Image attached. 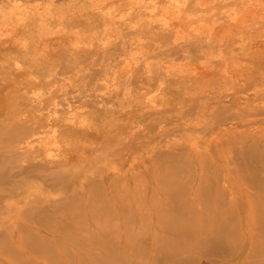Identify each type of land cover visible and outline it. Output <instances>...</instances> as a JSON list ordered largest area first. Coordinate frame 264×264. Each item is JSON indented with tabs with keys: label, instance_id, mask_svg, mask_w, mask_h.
Wrapping results in <instances>:
<instances>
[{
	"label": "rangeland",
	"instance_id": "obj_1",
	"mask_svg": "<svg viewBox=\"0 0 264 264\" xmlns=\"http://www.w3.org/2000/svg\"><path fill=\"white\" fill-rule=\"evenodd\" d=\"M13 1L0 0V264H166L153 259L164 224L182 235L205 219L235 226L237 248L193 243L182 264L253 263L256 214L236 203H252V167L264 176V0ZM32 116L40 130L20 146ZM174 168L220 197L172 208Z\"/></svg>",
	"mask_w": 264,
	"mask_h": 264
},
{
	"label": "bare ground",
	"instance_id": "obj_2",
	"mask_svg": "<svg viewBox=\"0 0 264 264\" xmlns=\"http://www.w3.org/2000/svg\"><path fill=\"white\" fill-rule=\"evenodd\" d=\"M12 1V0H11ZM10 2V1H9ZM15 2V0L13 1ZM11 3V2H10ZM4 7V6H3ZM50 7V6H49ZM48 7V8H49ZM17 8V7H16ZM46 8V6L44 7V9ZM48 10V9H47ZM62 10V9H61ZM35 11V10H33ZM40 11V10H39ZM60 11V10H59ZM59 11H56V12H59ZM27 12V11H26ZM24 13V14H27V13ZM31 12V11H30ZM45 12H48L49 11H46ZM55 12V14H56ZM68 12V11H66ZM60 13V12H59ZM67 14V13H66ZM110 14V13H109ZM64 15V14H63ZM110 15H113L112 18H114V14H110ZM109 15V16H110ZM47 16V15H46ZM54 16V15H53ZM108 16V15H107ZM25 17V15H24ZM63 17V16H62ZM65 17V16H64ZM63 17V19H64ZM67 17V16H66ZM65 17V18H66ZM111 17V16H110ZM32 18V17H31ZM44 18V17H43ZM121 18V17H120ZM111 19V18H110ZM116 19V18H115ZM20 21V18L18 19ZM42 20V18H41ZM44 20V19H43ZM60 20V19H59ZM29 21V19H28ZM63 21V20H62ZM21 22V21H20ZM27 22V21H26ZM47 22V21H46ZM45 22V23H46ZM41 23V22H40ZM39 23V24H40ZM43 23V22H42ZM41 23V25H42ZM111 23V22H110ZM21 24V23H19ZM22 24H25V22L23 21ZM168 24V23H167ZM105 25V24H104ZM106 26V25H105ZM21 27V26H20ZM39 27H41L39 25ZM111 27V26H110ZM170 27V26H169ZM23 28V26H22ZM48 28V27H46ZM103 28V27H102ZM105 28V27H104ZM118 29V28H117ZM42 30V29H41ZM45 30V29H44ZM48 30V29H47ZM106 30V29H105ZM104 30V31H105ZM43 31V30H42ZM49 31V30H48ZM108 31V30H107ZM106 31V32H107ZM18 32V31H17ZM16 32V33H17ZM47 31L45 30V34ZM50 32V31H49ZM48 32V33H49ZM109 32V31H108ZM121 32V31H120ZM15 33V34H16ZM24 33V32H23ZM44 33V32H43ZM35 34V33H34ZM111 34V32H110ZM17 35V34H16ZM44 35V34H43ZM15 36V35H14ZM45 36V35H44ZM110 36V35H109ZM18 37V36H17ZM47 37L48 34H47ZM46 37V38H47ZM19 38V37H18ZM42 38V37H41ZM11 39V38H10ZM52 39V38H51ZM13 40V39H12ZM15 40V39H14ZM18 40V39H17ZM43 41V40H42ZM48 41V40H47ZM52 41V40H51ZM9 42V41H8ZM17 43V41H15ZM15 42H13L14 44H16ZM145 42V41H144ZM10 43H11V40H10ZM39 43V41H38ZM31 44V42H30ZM17 45V44H16ZM24 45V44H23ZM22 45V46H23ZM36 45V43H35ZM39 45V44H38ZM42 45V43H41ZM48 45V44H47ZM26 46V45H25ZM10 47V46H9ZM24 47V46H23ZM22 47V48H23ZM38 47V46H37ZM48 47V46H47ZM3 48V47H2ZM12 49V48H11ZM25 49V47H24ZM40 49V48H39ZM3 50V49H2ZM143 50V49H142ZM12 51V50H10ZM37 52V50H36ZM35 52V53H36ZM70 52V51H69ZM68 52V53H69ZM38 53V52H37ZM67 53V54H68ZM131 54V53H130ZM135 55V54H134ZM66 58V57H65ZM129 60V59H128ZM60 61V60H59ZM75 62V61H74ZM78 65V64H76ZM126 65V64H125ZM180 65V64H179ZM187 65V64H186ZM185 65V66H186ZM70 66V65H69ZM72 66V65H71ZM226 66V65H225ZM147 67V66H146ZM169 67V66H168ZM175 67V66H174ZM189 67V66H187ZM195 67V65H194ZM78 68V66L76 67ZM173 68V67H172ZM177 68V67H176ZM178 69V68H177ZM197 69V68H196ZM195 69V70H196ZM213 69V68H212ZM211 69V70H212ZM198 70V69H197ZM204 70V69H203ZM88 71V70H86ZM175 71V70H174ZM201 71V70H200ZM205 71V70H204ZM77 72V70H76ZM193 72V71H192ZM195 73H199L198 72H195ZM196 74V75H197ZM203 75L205 73H202L200 72L198 75ZM195 75V74H194ZM200 75V76H201ZM207 75V74H205ZM215 75V74H214ZM230 75V74H229ZM150 79V78H149ZM96 82V81H95ZM161 85V84H160ZM50 87V86H49ZM65 89V88H64ZM94 89V88H93ZM92 89V90H93ZM51 90V89H50ZM155 90V89H154ZM155 93V91H154ZM153 93V94H154ZM156 94V93H155ZM32 95V94H31ZM34 95V94H33ZM154 96V95H153ZM33 97V96H32ZM36 98V97H35ZM32 100V99H31ZM66 102V101H65ZM154 103V102H153ZM152 103V104H153ZM189 105V104H187ZM38 106V105H37ZM22 107V106H21ZM20 107V108H21ZM41 107V105H40ZM145 110V109H144ZM7 112V111H6ZM21 114V112H20ZM41 116V115H40ZM19 118V117H18ZM39 118L35 117V116H32L31 117V121H32V124L28 125L27 127H24L23 131L19 134L18 137H16V141L18 144H20V146L22 145L23 147H29V144L32 142L33 139H35V134L38 133V131L40 130V127H41V124L39 123L40 121H38ZM50 119V118H49ZM200 120V119H199ZM198 120V121H199ZM228 121V120H227ZM49 122V121H48ZM84 122V121H83ZM82 122V123H83ZM80 123V124H82ZM213 123V122H212ZM85 124V123H84ZM83 124V125H84ZM211 125V124H210ZM215 125V124H214ZM213 126V125H212ZM49 127V126H48ZM223 127V126H222ZM263 127V126H262ZM47 131V127L44 129V131ZM136 130V129H135ZM209 131V130H208ZM217 132V131H216ZM227 132V131H226ZM44 133V132H43ZM34 135V136H33ZM129 135V134H128ZM219 135V134H218ZM40 136V135H39ZM95 137H97L95 135ZM212 137V136H211ZM214 138V137H213ZM221 138V136H220ZM47 139V138H46ZM45 139V140H46ZM47 141V140H46ZM217 141V140H215ZM226 141V140H225ZM255 141V140H254ZM40 142V141H39ZM44 142V141H42ZM209 142V141H208ZM224 142V141H223ZM33 143V142H32ZM211 143V142H210ZM264 143V142H263ZM35 144V143H34ZM40 144V143H38ZM43 145L42 146H45L44 143H42ZM218 144V143H217ZM220 144H221V141H220ZM224 144V143H223ZM114 145V144H113ZM112 145V146H113ZM219 145V144H218ZM222 145V144H221ZM220 145V146H221ZM109 146V145H108ZM51 147V146H50ZM83 147V145H82ZM81 147V148H82ZM33 148V147H32ZM39 148H42L41 146ZM44 148V147H43ZM46 148V147H45ZM49 148V147H48ZM26 149V148H25ZM249 150V149H248ZM83 151V150H81ZM80 151V152H81ZM49 152H51V150H49ZM79 152V153H80ZM46 153V152H45ZM250 153V152H249ZM252 153V152H251ZM47 154H50L47 152ZM81 154V153H80ZM253 155V154H252ZM251 155V156H252ZM49 156V155H47ZM46 156V157H47ZM78 156V155H77ZM45 157V158H46ZM50 157V156H49ZM47 157V158H49ZM254 157V156H253ZM177 158V157H176ZM259 159V158H258ZM47 161V159H45ZM73 161V160H72ZM106 161V160H105ZM161 161V160H160ZM261 163V162H260ZM165 164V163H164ZM163 164V165H164ZM140 165V164H139ZM247 169H250L251 166L249 165H246L245 166ZM260 167H263V165H259V166H254L252 167L253 169H251V171L247 174L244 175V178H246V181L247 183H249L248 185L251 186V188H253V192L252 193V196H248L250 197V200H252V203H245V205L241 204L240 202L236 203V206H240L239 208H242V209H246L245 211H251V212H254L256 214L255 218H252L253 220H249V223L251 221V226L253 228H256L254 229L255 232L257 233V237H250L249 239V251H247L246 253L250 254V255H254L255 256V260H253V263L251 264H264V261H259L258 259V252L257 250H254V248L252 249L253 247V242H255L254 240H259L260 239V244H259V249L264 252V243L262 242V237H264V176L263 175H260L259 173V170L261 169ZM46 168V167H45ZM51 169V168H50ZM162 170V169H161ZM181 170H178L176 168L170 170L167 172V174L164 173V178L162 177V183L163 184H170V185H167L168 188H165V193L170 195L171 197H179L177 199H179V202H175L173 204H171L170 206L174 209L178 208V207H182L181 204H183V206L185 207L184 205V202L187 200L188 198V195L189 194H192L193 197H197L198 195L202 194V195H205L207 198H210V197H220V192L219 194H214L211 190V187L209 186H206L204 185L203 187L202 184L207 182L204 180V176H200L198 178H196L195 181H192L190 182V179L188 180H179L178 178V175L181 174L180 173ZM182 172V171H181ZM184 174V173H183ZM181 176V175H180ZM189 178L192 176V174H189L187 175ZM75 178V177H74ZM111 179V178H110ZM119 181V180H118ZM205 181V182H203ZM6 182V181H5ZM101 182V181H100ZM193 184V186H190V184ZM22 184V183H21ZM20 184V185H21ZM122 183H120L121 185ZM209 184V183H208ZM25 186V185H23ZM225 186V185H224ZM207 187V188H206ZM6 188V187H5ZM17 188V187H15ZM38 188V187H37ZM190 190L191 192L188 193L187 190ZM65 190V189H64ZM163 190V191H164ZM3 191V190H2ZM6 191V190H5ZM233 191H231V194L234 195V192L232 193ZM246 191L244 189H241V196H238V198H242L244 199L243 197L246 196ZM50 194V193H49ZM237 197V195H236ZM115 200L118 201V208L120 210H124L125 213H122V215H119L117 216V218L123 216L126 221H129L128 220V217L130 213V210H132V206H131V203H129V197H128V191L125 192L124 194L122 193V191H120V193L117 194V196L114 197ZM237 199V198H236ZM56 201V200H55ZM57 202V201H56ZM111 203V202H110ZM194 203H189V208L187 210L191 211V213L193 212V209H194V206H193ZM188 207V205H187ZM186 208V207H185ZM232 209H235V205L233 204L231 206ZM115 209V208H114ZM200 209V208H199ZM41 211L39 210V213ZM101 214V213H100ZM93 218V217H92ZM91 218V219H92ZM243 220V219H242ZM69 221V220H68ZM91 222V221H90ZM211 222V221H210ZM208 220H204L203 222L200 220L197 224H192V225H187L184 229L182 230L183 233L182 235L178 233V229L177 228H174L173 225H171L170 223H165L164 224V227L165 228H168L170 229V234H166V233H160L161 235L159 236L158 235V242L159 243H163L164 244V247L162 249L159 250V253L157 254V256H154L153 259L155 260H161L163 263H166V264H182L180 259H178V256H181L183 252H189V251H193L194 250V246L193 243H200V244H205L206 240H209L212 239L211 241H213L215 243V245H222V244H225V243H230V247L231 249L230 250H235L237 247H235V244H233V240H232V234L236 232V228L235 226H232L230 224V222H221L219 221L218 219L215 220L214 223H216L214 227H208L206 226L208 223H210ZM243 222L247 225L249 223H247V220H243ZM68 223V222H66ZM87 224V223H85ZM62 226V225H61ZM197 226V227H196ZM61 228V227H60ZM116 228V227H115ZM84 229V227H83ZM258 229V230H257ZM62 230V228H61ZM144 229H142L143 231ZM257 230V231H256ZM205 233V234H204ZM159 234V233H158ZM204 236V237H203ZM262 236V237H260ZM70 239V238H69ZM59 243V242H58ZM78 243V242H77ZM35 244V243H34ZM33 245L34 248H38V246H36V244ZM76 244V243H75ZM193 245V247H192ZM255 245V244H254ZM41 247H43V245H41ZM39 247V248H41ZM245 247V245H241L239 247L240 250H236L238 251V255L241 256L245 254V252H243V248ZM213 249V248H212ZM181 254V255H180ZM72 256V255H71ZM119 257V258H117ZM68 258L71 259V257L68 256ZM100 260H101V264H106L107 262H118V260H120L122 257L119 255L117 256V254L115 253L114 255H110V256H99ZM89 260V259H88ZM68 261V260H67ZM90 261V260H89ZM103 261V262H102ZM247 262V261H246ZM250 262V261H249ZM248 262V263H249ZM161 263V262H160ZM45 264V263H44ZM95 264V263H94ZM220 264H231V262L229 261H225V260H221ZM239 264H243V259L240 260Z\"/></svg>",
	"mask_w": 264,
	"mask_h": 264
}]
</instances>
